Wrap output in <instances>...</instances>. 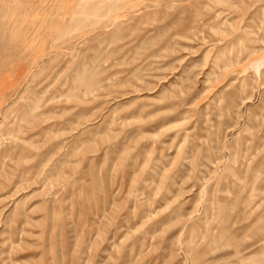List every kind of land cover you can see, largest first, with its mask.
<instances>
[{
	"label": "rangeland",
	"instance_id": "obj_1",
	"mask_svg": "<svg viewBox=\"0 0 264 264\" xmlns=\"http://www.w3.org/2000/svg\"><path fill=\"white\" fill-rule=\"evenodd\" d=\"M0 264H264V0H0Z\"/></svg>",
	"mask_w": 264,
	"mask_h": 264
}]
</instances>
